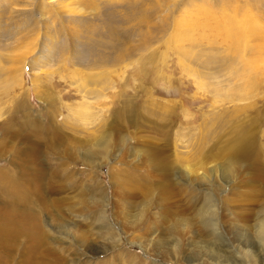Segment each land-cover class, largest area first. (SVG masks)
I'll return each instance as SVG.
<instances>
[{"label":"rangeland","instance_id":"374dc122","mask_svg":"<svg viewBox=\"0 0 264 264\" xmlns=\"http://www.w3.org/2000/svg\"><path fill=\"white\" fill-rule=\"evenodd\" d=\"M11 174L39 250L264 264V0H0V220Z\"/></svg>","mask_w":264,"mask_h":264},{"label":"bare ground","instance_id":"6f19581e","mask_svg":"<svg viewBox=\"0 0 264 264\" xmlns=\"http://www.w3.org/2000/svg\"><path fill=\"white\" fill-rule=\"evenodd\" d=\"M226 19H228L227 26H230V24L232 22L231 18L227 17ZM232 19H234V18H232ZM233 23H235V21ZM228 29H229V27H228ZM244 31L246 32V30H244ZM247 31H249V30H247ZM231 37H232V35H231ZM233 41H235V39ZM28 166L30 168L29 164H28ZM26 174L28 175L29 173H26ZM15 177H17V174L16 175L11 174L6 179L4 178L6 180V183H5V186L3 185V187L1 188V190L4 192V194L9 191L8 192V195H9L8 201L11 202L13 205H11V206L8 204L5 205V212L3 214L4 218H3V220L2 219L0 220V264H87L86 260L83 261V259L80 258L81 256L79 257L78 255H76L77 257H74L75 256L74 253H76V252L70 253V251H71V249H69L70 246H67L68 249H66L65 254L54 253L52 251L53 250L52 247H50L51 249H48V248H45L42 250L38 249L39 246L41 245V242H43V241H41V238H43L42 237L43 235H41V236L40 235L39 236L34 235V224H36V223H34V220H35L34 219V207H30V205H27L29 198L25 195H21L20 192H19V195L17 197L13 194V191H15L16 185L18 184L17 178H15ZM27 188H29V187H27ZM18 189H20V188H18ZM32 189L34 190V188H32ZM24 197H25V200H24ZM19 199L21 201H23V203L26 202L25 208L23 206H20ZM35 215H37V214H35ZM62 225L63 226H62L61 230L65 229L67 227L65 234H67V236L70 235L71 238H74V239H71V241L77 242V244H76L77 247H79V248L88 247V244L86 243L87 236H84L83 233L77 234L76 231L70 233L71 231L69 230L70 229L69 225L65 224V223ZM58 226H60V225H58ZM38 227H39L38 224H36L35 228H38ZM100 230H101L100 235L102 236V238H105L103 241V244L107 249L118 244V242L114 244V242L116 241V237H115V234L113 233L114 231L113 232L111 231V228L109 227L107 222L101 221ZM44 237H45V235H44ZM23 238H28L27 239L28 245H26V247L23 248L24 251L22 252V254H20V259L15 261V258H14L15 252H12V251L14 248L17 247L16 244L18 243V240L23 241ZM47 241H45V243ZM54 242H55V240H54ZM58 242L59 241L57 239L56 243L58 244ZM73 245H75V244H73ZM220 250L221 249L217 248V246H216V248H213L210 245L205 247V253H207V255H209L210 258H212V259L215 258V259L219 260V261H216V260L213 261L211 259L212 260L211 262L222 261V260H220V257H221L220 255H222V254H220ZM101 251H102V249H101ZM197 253L198 252H194V253L189 254V255L186 254L185 257L189 261H196L195 259L198 258V257H196V256H198ZM68 254L69 255L71 254V255L69 256ZM118 254L119 255H122V254L125 255V253H122V252H119ZM118 254H117V256H118ZM130 257H131L130 260L125 259V261L123 263H119V264H144V263L140 262V260H137L135 256L131 255ZM115 258H118V257H115ZM113 260H115V259H113ZM116 261H117V259H116ZM199 261H201V260H199ZM112 262H114V261H112ZM118 262H120V261H118ZM118 262H117V264H118ZM110 263L106 262V259H103V261H96V262H93L92 264H110Z\"/></svg>","mask_w":264,"mask_h":264}]
</instances>
